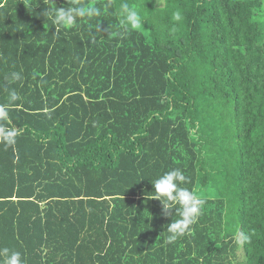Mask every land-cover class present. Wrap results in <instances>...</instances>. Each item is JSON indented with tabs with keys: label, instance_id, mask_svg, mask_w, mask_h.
<instances>
[{
	"label": "trees",
	"instance_id": "obj_1",
	"mask_svg": "<svg viewBox=\"0 0 264 264\" xmlns=\"http://www.w3.org/2000/svg\"><path fill=\"white\" fill-rule=\"evenodd\" d=\"M47 2L0 0V105L20 97L0 247L24 264H264V0H79L103 15L69 29ZM174 168L204 204L165 245L178 217L147 194Z\"/></svg>",
	"mask_w": 264,
	"mask_h": 264
},
{
	"label": "clouds",
	"instance_id": "obj_2",
	"mask_svg": "<svg viewBox=\"0 0 264 264\" xmlns=\"http://www.w3.org/2000/svg\"><path fill=\"white\" fill-rule=\"evenodd\" d=\"M47 10L43 15L51 19L54 26L69 29L77 25L80 20H96L103 15L101 7L88 5L85 6L79 0H68L65 7L53 6L51 0H48ZM107 7H112L109 0ZM119 17V23L126 31L129 28L139 29L142 18L136 9L130 7L127 2L118 5L115 13ZM174 20L179 21L181 14L176 12ZM101 28V22L97 21V31H108ZM5 79L8 84H15L22 79L19 72L9 73ZM20 99L15 88L8 90L7 103L0 105V144L11 147L16 144L19 135L17 128L12 125L9 116V107ZM154 191L149 192V198L159 200L162 205V215L176 216L171 223L167 225V236L163 238L165 245L174 244L177 240L184 237L190 231L202 213L204 200L193 190L186 187L190 181L180 168H174L159 175L156 179H151ZM173 210H175L173 214ZM0 264H24L22 253L9 247H0Z\"/></svg>",
	"mask_w": 264,
	"mask_h": 264
}]
</instances>
